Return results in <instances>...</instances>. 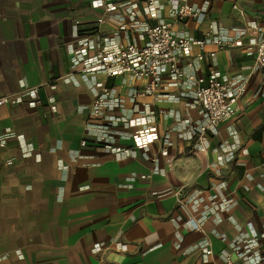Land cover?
Here are the masks:
<instances>
[{
  "label": "crops",
  "instance_id": "1",
  "mask_svg": "<svg viewBox=\"0 0 264 264\" xmlns=\"http://www.w3.org/2000/svg\"><path fill=\"white\" fill-rule=\"evenodd\" d=\"M205 1H193L205 9L201 17L177 19L168 0H156L150 12L147 0H0V97L40 86L36 98L0 106V264H227L225 255L229 264H247L233 251L250 238L264 255V69L247 37L230 49L193 47L180 61L185 68L202 53L186 69L195 76L213 67L221 78L248 77L237 115L209 135L206 152L189 132L200 106L188 82L163 74L154 101L133 96L145 79L84 77L70 62L80 35L143 44V28L159 20L195 38L211 21L230 35L233 27L264 24V0ZM130 3L140 12L136 22L127 15ZM94 85L120 99L99 116L91 110ZM103 116L119 118L107 136L112 149L97 141ZM149 127L157 137L141 148L134 135ZM229 151L234 158L226 161ZM177 189L181 196L202 189L207 205L216 193L234 206L200 232Z\"/></svg>",
  "mask_w": 264,
  "mask_h": 264
},
{
  "label": "built area",
  "instance_id": "2",
  "mask_svg": "<svg viewBox=\"0 0 264 264\" xmlns=\"http://www.w3.org/2000/svg\"><path fill=\"white\" fill-rule=\"evenodd\" d=\"M156 0H147L146 11L154 9ZM168 12L173 18H198L205 13V9L194 5V0H168ZM203 2H206L203 0ZM127 15L131 21L140 15L135 3L127 4ZM112 5H106V11H111ZM99 23L103 18L97 20ZM136 22V21H135ZM124 26L119 28L123 32ZM221 27L215 21L208 24V31L203 38L177 34L171 26L164 20H159L153 25H146L143 28L145 42L137 44L128 40H117L106 44L98 33L94 35L78 36L77 45L69 48L70 62L72 69L84 77H90L97 73L106 76L124 75L130 79H145L142 88L133 92V96L149 95L153 96L154 101L160 100L162 95L157 93L163 74H168L178 80L188 82L192 86V95L199 102L200 119L199 121L188 123L191 139L194 147L200 152H206L209 146V135L216 134L218 126L225 119L236 116L238 113V101L243 96L248 83V77L242 74L231 75L221 78L220 74L210 67L207 76H195L186 69L193 68L195 62L204 60V55L199 53L185 64V68L180 66L182 59H187L193 47L203 49L210 44L219 49H230L244 45L243 39L247 37L249 53L258 61V67L264 69V24L259 22L252 27H233L232 34L225 32L220 34ZM72 81V75L68 74L64 78ZM95 98L91 110L95 115H101L105 110H112L118 105L120 99L114 96V90L108 87L96 89L94 85ZM40 86L24 88L12 94L0 97V106L4 104L15 105L23 97L36 98ZM55 107L52 106V109ZM147 118L142 117L140 124L146 125ZM105 124L99 127L97 141L102 146L112 149L107 141L117 125L119 118L115 116H103ZM129 120H126V123ZM157 136L154 127L141 129L134 135L139 147L143 148ZM84 141L81 142L83 146ZM232 151L227 153L226 161L234 158ZM148 176V175H147ZM142 175V178L147 177ZM172 192L168 191L167 193ZM182 190L173 191L177 197L178 204L189 211V223L194 230L202 231L204 221L218 212L228 210L234 206L233 200L226 196L212 193L211 204H204L202 189L194 193L181 196ZM215 221L219 218L212 217ZM208 245L207 240H203L199 245L204 248ZM258 241L250 238L243 241L234 248L233 254L244 260L247 264H264V255L258 250ZM226 263H230L229 255H225Z\"/></svg>",
  "mask_w": 264,
  "mask_h": 264
}]
</instances>
